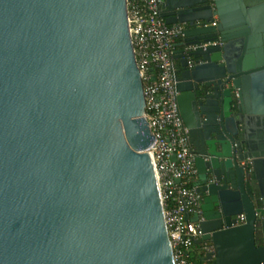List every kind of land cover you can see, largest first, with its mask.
<instances>
[{
    "label": "water",
    "instance_id": "1",
    "mask_svg": "<svg viewBox=\"0 0 264 264\" xmlns=\"http://www.w3.org/2000/svg\"><path fill=\"white\" fill-rule=\"evenodd\" d=\"M160 17L183 27L186 128V85L232 143L264 124V0H163ZM144 107L125 0H0V264H174ZM221 139L195 152L199 260L264 264V136Z\"/></svg>",
    "mask_w": 264,
    "mask_h": 264
},
{
    "label": "built area",
    "instance_id": "2",
    "mask_svg": "<svg viewBox=\"0 0 264 264\" xmlns=\"http://www.w3.org/2000/svg\"><path fill=\"white\" fill-rule=\"evenodd\" d=\"M125 1L131 45L143 89V118L152 135L150 146L143 152L152 159L173 262L197 264L194 258L211 253L212 245L201 242L197 225L190 221L193 215L200 214L201 197L194 187L197 171L176 104L173 52L183 27L164 23L160 17L163 0ZM209 2L212 5V0ZM210 26H217L216 17ZM215 45L221 47L222 42L218 39L192 45L185 51ZM243 222V215H239L235 226Z\"/></svg>",
    "mask_w": 264,
    "mask_h": 264
},
{
    "label": "flooded vegetation",
    "instance_id": "3",
    "mask_svg": "<svg viewBox=\"0 0 264 264\" xmlns=\"http://www.w3.org/2000/svg\"><path fill=\"white\" fill-rule=\"evenodd\" d=\"M174 62L175 79L177 80L179 75L178 73H180L181 69L178 62ZM191 65L192 64L190 63L188 68L191 67ZM185 76H187V73H185ZM187 86H189L190 92L187 93V97L185 99V102L183 103V109L188 118L190 129H187L186 126L184 124L183 125L186 130L187 145L189 147L190 153L194 158V164L196 149H198L202 153H206L211 150L212 146L218 147V145L216 144V137L218 136L222 138V142L229 144L230 148L232 149L235 148L238 143H253L258 136H264V124L259 123V121L255 119H248L245 120L244 124L242 125L244 135L234 137V143H232L227 139V137H225V133L223 130L224 123L220 121L219 116L215 114L216 107H203V105H201L200 103L201 101L204 102L205 100L202 99L201 94L196 91L192 85H186V88H188ZM202 108L204 109V111H202ZM231 116H233V114L229 117ZM234 123L235 122L233 121H228L227 126L233 128ZM242 165L245 172L250 171V160L242 162ZM196 180L194 181V184L196 183ZM257 243L258 245L261 244L259 239Z\"/></svg>",
    "mask_w": 264,
    "mask_h": 264
},
{
    "label": "trees",
    "instance_id": "4",
    "mask_svg": "<svg viewBox=\"0 0 264 264\" xmlns=\"http://www.w3.org/2000/svg\"><path fill=\"white\" fill-rule=\"evenodd\" d=\"M201 257H195L194 259H195V262L197 263V264H203L199 259H200Z\"/></svg>",
    "mask_w": 264,
    "mask_h": 264
},
{
    "label": "crops",
    "instance_id": "5",
    "mask_svg": "<svg viewBox=\"0 0 264 264\" xmlns=\"http://www.w3.org/2000/svg\"><path fill=\"white\" fill-rule=\"evenodd\" d=\"M180 42H181V39H178V40L175 42V45H174V47H175V50L177 49L176 47H177V45H179V44H180Z\"/></svg>",
    "mask_w": 264,
    "mask_h": 264
}]
</instances>
